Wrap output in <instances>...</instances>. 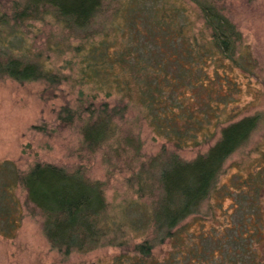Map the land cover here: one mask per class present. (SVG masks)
<instances>
[{"label":"rangeland","instance_id":"obj_1","mask_svg":"<svg viewBox=\"0 0 264 264\" xmlns=\"http://www.w3.org/2000/svg\"><path fill=\"white\" fill-rule=\"evenodd\" d=\"M122 1L121 9L115 3L105 7L92 26L99 35L87 44L62 33L55 24L36 23L24 29L19 52L29 58L40 55L46 69L68 78L54 98L42 95V83L0 79V163H12L19 171L37 162L70 170L83 168L89 180L105 184L107 214L123 231L116 234L117 243L126 245L104 246L64 258L50 249L42 234L41 218L24 210L14 238L0 235V264H111L124 254L130 257L133 246L152 235L150 215L161 194L158 173L163 160L177 155L183 161H192L218 137L209 144L177 149L154 132L139 105L128 110L125 120L117 124L115 136L95 153L86 152L82 146L78 123L66 129L58 126V109L66 101L74 106L80 91L96 101H107V93L118 96L114 90L109 91L111 86L129 80L117 64L94 77L82 62L91 43L105 39L114 43L109 50L111 57L129 42L132 29L126 11L130 0ZM225 10L242 36L244 68H236L227 60L207 61L203 67L207 80L201 83L212 98L198 94V87L174 88L185 113H173L180 114V125L186 114L194 118V125L204 120L208 124L203 132L207 134L218 132L213 126L216 119L236 121L260 113L262 121L247 143L226 159L208 199L173 229L169 240L153 244L146 264H264V0H228ZM142 28L139 22L135 26L140 32ZM77 46L83 50L76 52ZM216 93L227 96L225 105L216 104ZM131 98L138 102L135 95ZM201 100L207 108H200ZM16 195L22 203L24 194L16 189Z\"/></svg>","mask_w":264,"mask_h":264},{"label":"trees","instance_id":"obj_2","mask_svg":"<svg viewBox=\"0 0 264 264\" xmlns=\"http://www.w3.org/2000/svg\"><path fill=\"white\" fill-rule=\"evenodd\" d=\"M227 1L130 0L126 11L132 29L129 42L111 57L109 50L114 43L107 39L91 43L82 61L94 77L117 64L129 80L111 86L109 91L114 90L118 96L107 93V101H96L80 91L74 106L66 101L57 111L60 128L79 124L82 146L88 153L107 145L116 134L117 124L125 120L132 106L138 105L145 110L154 132L177 149L209 144L218 136L204 154L192 161H183L177 155L163 160L158 173L161 194L150 215L152 235L133 246V255L124 254L111 264H146L153 244L169 240L173 229L208 199L226 159L247 143L262 121L260 113L236 121L216 119L213 126L218 132L207 134L203 132L208 124L204 120H197L194 125V118L186 114L180 125V114L173 113H185V106L174 96V88L198 87V94L206 93L212 98L201 83L207 80L203 69L207 61L227 60L236 68H244L242 36L227 16ZM111 3L118 4L120 9L123 5L122 0H0V79L42 83V95L54 98L55 91L68 77L46 69L40 55L29 58L19 52L23 49L24 29L36 23L55 24L62 33L79 37L87 44L99 35L92 26ZM138 22L143 25L141 32L135 29ZM75 48L76 52L83 50ZM167 92L170 93L165 96ZM132 95L138 102L132 101ZM163 97L169 103H164ZM226 103L227 96L216 93V104ZM199 106L207 108L203 100ZM104 185L89 180L81 167L70 170L37 162L28 170L19 171L12 163H0V235L14 238V230L26 210L41 218L42 234L50 249L64 258L104 246H125L117 243L119 236L116 237L123 231L107 214ZM16 189L24 194L22 203Z\"/></svg>","mask_w":264,"mask_h":264}]
</instances>
